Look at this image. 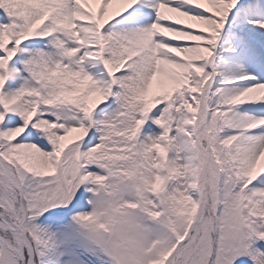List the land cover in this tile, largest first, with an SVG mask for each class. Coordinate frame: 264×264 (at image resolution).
<instances>
[{"label": "snow or ice", "instance_id": "6c2138e0", "mask_svg": "<svg viewBox=\"0 0 264 264\" xmlns=\"http://www.w3.org/2000/svg\"><path fill=\"white\" fill-rule=\"evenodd\" d=\"M0 264H264V0H0Z\"/></svg>", "mask_w": 264, "mask_h": 264}]
</instances>
